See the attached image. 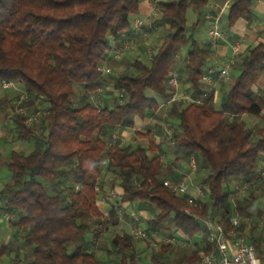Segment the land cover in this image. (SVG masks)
<instances>
[{"label":"trees","instance_id":"trees-1","mask_svg":"<svg viewBox=\"0 0 264 264\" xmlns=\"http://www.w3.org/2000/svg\"><path fill=\"white\" fill-rule=\"evenodd\" d=\"M210 3L157 0L152 18L142 26L148 39H156L148 56L138 59L145 47L132 22L141 15L142 0H0V84H16L24 94L17 101L24 113L14 110L10 124L17 140L36 144L26 155L10 151L6 162L11 177L0 188V212L11 218L0 259L13 254L14 264H176L175 250L185 247L181 264H197L214 249L206 240L207 216L225 234L232 233L231 239L242 238L264 256L262 209L251 211L255 197L233 202L242 186L264 191V88L253 89L264 76V42L238 55L240 74L225 81L229 89L216 109V89L202 95L213 46L193 36L211 12ZM189 8L197 18L192 24L186 18ZM253 17V0H232L226 29L240 21L247 26ZM129 37L142 54L129 56L128 68L118 69L127 52L116 63L109 52ZM105 66L111 68L104 75ZM174 70L184 92L197 102L167 104V80ZM162 105L165 118L156 141L157 130L148 121L161 119ZM39 109L44 113L38 121L26 123ZM243 116L263 124L249 126ZM130 131L146 147L139 141L124 145ZM190 159L195 174L207 172L197 185L202 195L195 207L186 202L190 194L163 184L180 182L185 174L176 169ZM108 176L115 179L113 191L106 193ZM232 180L236 185L229 184ZM135 205L150 214L141 224L147 251L137 248L131 234L115 232L120 211ZM109 227L114 228L107 246H98L95 239ZM166 232L179 243L163 242Z\"/></svg>","mask_w":264,"mask_h":264},{"label":"rangeland","instance_id":"rangeland-1","mask_svg":"<svg viewBox=\"0 0 264 264\" xmlns=\"http://www.w3.org/2000/svg\"><path fill=\"white\" fill-rule=\"evenodd\" d=\"M212 1V0H210ZM186 18H187V22L188 24H192L196 21V16L193 13V10L191 8H189L187 10L186 13ZM207 27H208V22L207 21H200L198 26L194 29L193 31V36L195 39H197V41L204 45H207L210 43V40L207 36ZM142 32V33H141ZM141 34V38H147V36L145 35V33H143L142 28L139 30V32ZM153 39H156V35L153 36L152 38L148 39L147 38V42H145V52L143 55H138V59H142L145 55L148 56V54L150 53L151 47L150 45L152 44ZM145 40V39H144ZM144 44V42H143ZM149 44V45H148ZM138 44L134 45V48L137 47ZM130 50V49H129ZM128 52V51H126ZM134 57V56H133ZM110 62L116 63V60H114L113 58L109 59ZM184 65V58H182L179 62V67H181V69L183 68ZM111 68V67H110ZM217 69L219 68V66L216 67ZM240 74V65H239V60H237L236 63V67H232L230 69V76L231 77H236ZM183 76V74H182ZM264 81V77H261V79H259V81L257 82V84L255 85V88L257 90H261L262 88V83ZM181 82V79H180ZM222 82V81H220ZM225 83V81H224ZM223 92L224 95L228 92V85L225 83L223 85ZM24 97V94L21 92V89L16 85V84H12V86L7 87V88H2L0 86V188L5 185L6 183H8L10 181V172L8 171V169L6 168V162L8 161V157L10 154V151L14 150L17 152H20L22 154H28L35 146V142L34 140H30V141H25V142H21L19 140H17V132L13 129L12 124H10V117L11 114L14 112V110L16 112H19L21 109H17V101L22 100ZM224 97V96H223ZM95 98H93L94 102ZM221 97H219L216 101H215V108L219 109L220 108V103H221ZM179 103V102H177ZM179 104H186V101H182ZM40 110V109H39ZM41 111V110H40ZM241 120H243L244 122H246L249 126L252 127H258V126H262V121L254 118V117H249V116H243L240 118ZM169 128L166 124H164V129ZM127 139L130 140L132 142L137 141L138 139H136V137L133 135V132L130 131L127 135H126ZM127 143V142H126ZM124 143V145L126 144ZM170 152H172V149L170 150ZM173 155V153L171 154ZM104 162H105V157L101 156L99 159V165L103 168L104 167ZM186 168H189V171L186 172L185 174V179H184V183L187 187V193H188V189H192L193 192H195V188L198 187L197 185L201 182V180L206 176V171H199L198 173H194L191 172L190 167H189V163L186 166ZM196 168V167H195ZM192 175V176H191ZM115 179L114 176H108L105 180H104V190L106 193H109L110 191H113L112 187H111V181ZM193 179V181H192ZM237 180H232L229 184L231 186L236 185ZM195 186V187H194ZM237 187V186H236ZM239 188H241V186H238ZM251 187V186H250ZM247 187L245 190H248L247 192H245V190H242V194L241 193V189H240V193H239V197H236L233 202L237 205V204H243L244 201L242 199H250L251 197H255V203H254V208H251L252 212H255L256 208L262 209L264 208V201L262 199L263 196V192L260 190V188H258V186L255 187ZM241 202H240V199ZM138 205H135L134 207H131L127 210H121L120 211V225L119 227L116 228L115 231L116 233H128L131 234V231L134 227H137L138 225L144 230L145 228L141 225L142 224V220L149 218L150 214L148 211L144 210L143 208H139L137 207ZM103 209L107 210L108 209V205H103ZM138 209V210H137ZM136 217V219H135ZM2 220V224L0 225V234L2 237V233H7L9 234V229L7 227V229L5 228L6 225V220L1 219ZM261 221H264L261 220ZM260 221V222H261ZM100 226V225H99ZM114 227H109L107 232L100 234V236L98 237V239H95V243L99 246H107V238H109L111 231L113 230ZM167 232L163 234L162 238H166L167 237ZM161 237L159 239H157L158 241L160 240ZM156 240L155 238H153L152 242ZM135 244L137 246V248L142 249L143 251H147V247H145L144 245H146V242H144L142 239H135ZM148 242V241H147ZM150 243V245L152 244L153 247V243ZM148 246V245H147ZM72 247H69V250H71ZM147 249V250H146ZM189 249L187 250V253L189 254V252L191 251ZM16 251L18 253H20V259L23 258L22 254L23 251L22 249H18L16 247ZM13 258L14 255L10 254L8 256H4L0 259V264H14L13 263Z\"/></svg>","mask_w":264,"mask_h":264},{"label":"built area","instance_id":"built-area-1","mask_svg":"<svg viewBox=\"0 0 264 264\" xmlns=\"http://www.w3.org/2000/svg\"><path fill=\"white\" fill-rule=\"evenodd\" d=\"M157 0H150L151 8L149 9L147 15L139 16L134 18L132 22V28L134 33H138L142 26L147 22L155 11V4ZM232 0H225L224 7L228 8ZM223 9H218L216 5L211 7V12H207L205 15V20L208 22L207 27V36L210 40V43L215 44L218 41L223 39V33L221 31V16H222ZM135 45L134 40L129 37L125 39L117 51L113 52L110 51L108 57L113 59H119L121 54L125 51H129V49H133ZM233 53H237L240 51L238 45H234L232 47ZM232 61L224 62L218 69L214 67H208L204 76L202 77V82L205 85V90L203 91V96L207 94L208 90L212 87L213 81L216 82H224L230 78V68H231ZM103 74H108L110 72V68L108 66L103 67L102 69ZM180 74L177 70L171 72L168 80L167 86L169 88V98L167 100V104L172 102H178L180 100L186 102H197L189 92L181 91L180 89ZM2 88H7L12 86L9 82H2L0 84ZM20 113H24V109L19 111ZM41 113L44 111H36L26 119V123L30 124L33 122H37ZM189 167L191 172L195 171V162L193 159L189 161ZM183 178L180 182L177 183H169L165 181L163 184L166 187H169L175 192L187 193V187L184 183ZM202 195V190L199 187L195 188V195L189 196L186 198V202L188 205L195 207L197 203V198ZM116 196L115 192H111L109 195V199H113ZM104 202V199L101 201ZM1 218L8 220L11 218V215L6 212L1 213ZM136 219V217H135ZM250 220H247L249 222ZM237 220L235 218L231 219V224L236 225ZM206 226V240L214 244V249L207 254L201 256L200 260L197 264H264V256L258 257L255 252V248L250 245L246 244L242 238H235L231 239L230 237L233 236L232 233L225 234L223 227L219 224L213 223L210 218H207L204 221ZM260 225H264V221L260 222ZM131 235L135 239H143L146 237V232L142 230L139 226L134 227L131 231ZM230 236V237H229ZM188 240V239H186ZM163 242L167 243H179V241L175 237H169L163 239ZM186 245L185 243H183Z\"/></svg>","mask_w":264,"mask_h":264},{"label":"crops","instance_id":"crops-1","mask_svg":"<svg viewBox=\"0 0 264 264\" xmlns=\"http://www.w3.org/2000/svg\"><path fill=\"white\" fill-rule=\"evenodd\" d=\"M143 1V7L141 8V16L147 15L149 9L151 8L150 5V0H142ZM224 3L225 0H212L210 3V6L212 7L213 5H216L218 7V9H223L222 11V16H221V31L223 33V39L221 41L216 42L215 44H212L213 46V51H214V58L213 61L211 63L212 67L216 68L217 66H221L224 62L226 61H232L231 64V68L232 67H236V63L238 60V55H241L243 53V51L251 46L256 44L258 41H263L264 42V0H253V20L251 21V23L247 26H245V23L243 21H240L236 26H234L232 28V30H227L226 29V23H225V17H226V8L224 7ZM146 35V34H145ZM144 42V44L142 43V45H140V47H144L143 45H145V42H147L146 38H141ZM145 39V40H144ZM119 43H114L113 46L114 48H117ZM234 45H238L240 48V51L237 52L236 54L233 53L232 51V47ZM138 47V46H137ZM133 48L130 49L127 53L123 54L120 57V67L118 69H122V68H128L127 66L129 65L130 62V58L129 56H136L138 54L141 53V51L139 52L138 48ZM145 52V50H144ZM142 54V53H141ZM230 68V69H231ZM264 77V76H262ZM261 79V78H260ZM213 88L216 89V100L219 97H223V89L221 88V82H215L213 83ZM264 88V81L262 83V88ZM180 89L181 91H185L184 85L181 81L180 83ZM253 89L255 91H257V89L255 88V86L253 87ZM179 103L182 102V100L178 101ZM165 106L162 105L160 108V114H161V119L157 121V119L153 120L151 119V117H149V121L148 124L150 125L151 129H153V131L157 130V135L155 137L156 141L160 140V136H159V129H157L160 125H162V122L164 121L165 118ZM161 122V124H160ZM163 126V125H162ZM134 141V142H138ZM128 143V142H132L131 139L128 140L127 137H125L124 139V143ZM143 147H146V143L144 141H139ZM167 149L171 150V146L167 145ZM173 155L175 154V151L173 152ZM176 155V154H175ZM174 155V156H175ZM105 165V162H104ZM101 167V166H100ZM102 168V167H101ZM189 171V168L183 167V166H179L176 169V172H183L184 174H186L187 171ZM192 176V175H191ZM193 181V179H192ZM195 187V186H194ZM245 189L244 186H242L241 188V194H242V190ZM188 194H190L191 196H193L195 194V192H193V190L190 188L188 189ZM262 199L264 201V193L262 196ZM102 203V202H101ZM102 205H104L102 203ZM262 218L264 219V208H262ZM1 212H0V225L2 224V220H1ZM5 228L7 229V226L5 225ZM8 232L7 233H2V237L0 234V243L5 244L8 241ZM185 248V247H179L178 249L175 250V262L176 264H181V250ZM184 264V263H183Z\"/></svg>","mask_w":264,"mask_h":264}]
</instances>
